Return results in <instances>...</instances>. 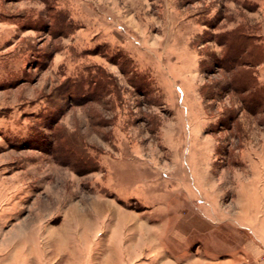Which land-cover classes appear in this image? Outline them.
Masks as SVG:
<instances>
[{
	"label": "rangeland",
	"instance_id": "obj_1",
	"mask_svg": "<svg viewBox=\"0 0 264 264\" xmlns=\"http://www.w3.org/2000/svg\"><path fill=\"white\" fill-rule=\"evenodd\" d=\"M190 209L264 227V0H0V264L159 263Z\"/></svg>",
	"mask_w": 264,
	"mask_h": 264
},
{
	"label": "crops",
	"instance_id": "obj_2",
	"mask_svg": "<svg viewBox=\"0 0 264 264\" xmlns=\"http://www.w3.org/2000/svg\"><path fill=\"white\" fill-rule=\"evenodd\" d=\"M196 211L190 209L188 215L186 213L179 217L173 216L175 218L174 224L171 225L165 234L166 243L169 245V248L166 247V259L159 263L156 261L154 264H264V227L261 224L258 225V222L250 227H237L244 230L231 232L228 237L226 234L223 235V233L214 231L215 238L220 243L215 244L213 254H207L200 246L194 251L185 250L187 239L190 236L189 232H186L187 229L190 230L193 227L196 235L205 234L204 218L202 220L197 218L196 223L199 225L197 227L190 224V222H194L193 219L195 220L197 216ZM178 212L180 213L181 211ZM199 222L202 223L201 229ZM223 236L230 240L229 243L222 242ZM159 237L161 238L156 233V243L161 245V242L158 241ZM177 242L184 247L180 249L172 247ZM161 252L163 251L158 249L155 253Z\"/></svg>",
	"mask_w": 264,
	"mask_h": 264
},
{
	"label": "trees",
	"instance_id": "obj_3",
	"mask_svg": "<svg viewBox=\"0 0 264 264\" xmlns=\"http://www.w3.org/2000/svg\"><path fill=\"white\" fill-rule=\"evenodd\" d=\"M231 59H232V60H231V63H232L233 65L236 64V61H237L236 58H235V57H232ZM237 63H238V62H237ZM236 65H237V64H236ZM239 74H240V73H239ZM239 74H237L236 76L238 77ZM236 76H235V77H236ZM247 81L249 82V78L246 80V82H247ZM248 82H247V83H248ZM254 93H256V91H254Z\"/></svg>",
	"mask_w": 264,
	"mask_h": 264
}]
</instances>
